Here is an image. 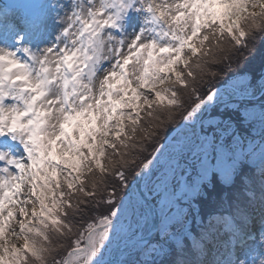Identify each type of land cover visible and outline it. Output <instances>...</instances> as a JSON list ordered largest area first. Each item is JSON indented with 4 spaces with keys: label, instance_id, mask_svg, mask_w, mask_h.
<instances>
[{
    "label": "snow or ice",
    "instance_id": "snow-or-ice-1",
    "mask_svg": "<svg viewBox=\"0 0 264 264\" xmlns=\"http://www.w3.org/2000/svg\"><path fill=\"white\" fill-rule=\"evenodd\" d=\"M258 45L264 0L0 3V264H264Z\"/></svg>",
    "mask_w": 264,
    "mask_h": 264
},
{
    "label": "rangeland",
    "instance_id": "rangeland-1",
    "mask_svg": "<svg viewBox=\"0 0 264 264\" xmlns=\"http://www.w3.org/2000/svg\"><path fill=\"white\" fill-rule=\"evenodd\" d=\"M257 11H258V9H257ZM260 51L258 50L257 51V53L256 54H258ZM244 54H247V53H244ZM243 54L242 53H240L239 54V57H240V59H239V63H236L235 65H233V66H236L237 64L239 65V68H243V67H245V63H243V60H245V58H243ZM243 58V59H242ZM249 58V56H247L246 57V59H248ZM264 58V51L261 53V55H258V56H256L253 60H251V63L248 65V66H254V67H257V66H259L258 65V63L262 60ZM177 119H178V117H177Z\"/></svg>",
    "mask_w": 264,
    "mask_h": 264
},
{
    "label": "trees",
    "instance_id": "trees-1",
    "mask_svg": "<svg viewBox=\"0 0 264 264\" xmlns=\"http://www.w3.org/2000/svg\"><path fill=\"white\" fill-rule=\"evenodd\" d=\"M243 55H244L243 58H245V60H243V63H245V61L247 60L246 57L248 56V54H243ZM258 55H260V54H259V53L256 54L255 57L258 56ZM237 57H239V54H237V56H234V57H233V65H235V64L237 63ZM243 58H242V59H243ZM238 63H239V62H238ZM237 67H239L238 64L236 65V68H235V66H234L233 69H238ZM260 67H261V66H259V68L257 69V72L260 71ZM252 68H254V67L252 66ZM226 74H228V73H225V75H226ZM222 78H223V76H222Z\"/></svg>",
    "mask_w": 264,
    "mask_h": 264
}]
</instances>
